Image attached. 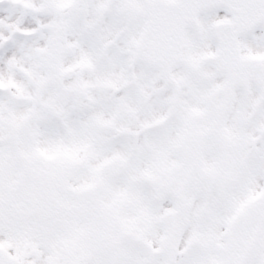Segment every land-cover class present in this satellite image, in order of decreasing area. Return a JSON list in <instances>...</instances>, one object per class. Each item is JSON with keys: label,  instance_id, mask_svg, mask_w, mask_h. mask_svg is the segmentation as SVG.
<instances>
[{"label": "snow or ice", "instance_id": "obj_1", "mask_svg": "<svg viewBox=\"0 0 264 264\" xmlns=\"http://www.w3.org/2000/svg\"><path fill=\"white\" fill-rule=\"evenodd\" d=\"M0 264H264V0H0Z\"/></svg>", "mask_w": 264, "mask_h": 264}]
</instances>
